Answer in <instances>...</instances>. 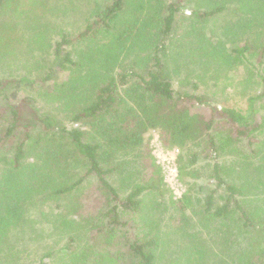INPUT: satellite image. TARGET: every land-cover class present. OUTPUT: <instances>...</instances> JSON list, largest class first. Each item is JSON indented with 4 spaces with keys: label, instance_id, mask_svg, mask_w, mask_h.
Masks as SVG:
<instances>
[{
    "label": "trees",
    "instance_id": "trees-1",
    "mask_svg": "<svg viewBox=\"0 0 264 264\" xmlns=\"http://www.w3.org/2000/svg\"><path fill=\"white\" fill-rule=\"evenodd\" d=\"M0 264H264V0H0Z\"/></svg>",
    "mask_w": 264,
    "mask_h": 264
},
{
    "label": "built area",
    "instance_id": "built-area-1",
    "mask_svg": "<svg viewBox=\"0 0 264 264\" xmlns=\"http://www.w3.org/2000/svg\"><path fill=\"white\" fill-rule=\"evenodd\" d=\"M153 153L156 156V162L162 167L166 185L174 191L176 197L182 196L185 188L179 179L177 164L179 148L166 149L157 139Z\"/></svg>",
    "mask_w": 264,
    "mask_h": 264
},
{
    "label": "rangeland",
    "instance_id": "rangeland-1",
    "mask_svg": "<svg viewBox=\"0 0 264 264\" xmlns=\"http://www.w3.org/2000/svg\"><path fill=\"white\" fill-rule=\"evenodd\" d=\"M184 11H185V13L183 14L184 16L186 15H188L189 13H190V10H191V6H190V4L189 3H187V5L184 7V9H183ZM182 15V16H183ZM221 21V20H220ZM219 22V21H218ZM183 23L184 24H186V23H188L189 25H190V21L187 19V18H185V19H183V21H182V23H181V26H180V28L178 29V30H176V35H175V38H179L180 37V35L181 34H183V27H182V25H183ZM210 24H215V25H218V23L217 22H215L214 21V19L213 20H211V22H210ZM186 28H187V25H186ZM232 72H236V74L241 78V77H243L244 76V73H245V71L244 72H242L241 73V71L240 70H238V67L236 68H234V70L232 71ZM224 77H222L220 80H224L223 79ZM219 80V81H220ZM228 80H230V79H228ZM218 81V82H219ZM223 83L221 82L220 83V85H222ZM218 86V85H217ZM203 87V86H202ZM220 88V87H219ZM221 90H222V87H221ZM233 89L231 88V87H227V90H226V92H227V94L226 95H229V97H228V101H227V103H231V104H239V105H242V106H246L247 105V101L245 100V98H242L241 96H239L238 95V93H236V94H233L232 96H231V91H232ZM157 139H159V135L157 134V133H154L153 134V138L151 139V142H150V144H151V148H152V151H154V144L157 142ZM156 157V156H155ZM157 160V159H156ZM199 182H202L200 179H199ZM203 185L207 188V187H209V183L208 182H203ZM183 186H184V188H186L185 187V185L183 184ZM167 188V187H166ZM170 218H167L166 217V221H164V223H163V232L164 231H166L165 230V227H168V226H166L167 224H169V226H170ZM167 229V228H166ZM170 241H171V237H169V244H170ZM174 243V242H173Z\"/></svg>",
    "mask_w": 264,
    "mask_h": 264
}]
</instances>
